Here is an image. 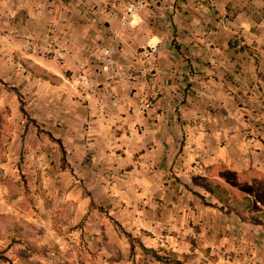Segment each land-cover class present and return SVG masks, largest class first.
Segmentation results:
<instances>
[{"label":"crops","instance_id":"obj_1","mask_svg":"<svg viewBox=\"0 0 264 264\" xmlns=\"http://www.w3.org/2000/svg\"><path fill=\"white\" fill-rule=\"evenodd\" d=\"M129 1L0 0V215L50 235L52 216L69 213L72 234L100 264L130 255L115 223L185 264L202 250L214 264H264V229L208 206L217 201L205 191L213 182L249 198V214L264 213L262 201L233 192L239 178L257 174L264 183V141L243 136L264 124V0H146L123 29ZM28 35L68 39L72 53L59 62L29 55ZM87 45L118 49L125 70L144 68L131 57L138 49L157 48L156 85L110 81L88 64ZM18 60L62 83L32 78ZM18 89L29 96L26 119ZM154 91L152 110L141 114L140 98ZM21 177L32 206L23 192L10 199L7 181L21 186Z\"/></svg>","mask_w":264,"mask_h":264},{"label":"rangeland","instance_id":"obj_2","mask_svg":"<svg viewBox=\"0 0 264 264\" xmlns=\"http://www.w3.org/2000/svg\"><path fill=\"white\" fill-rule=\"evenodd\" d=\"M111 16L114 18L113 15ZM122 16L123 14L120 17V22ZM242 48L243 47L241 46V48L237 50L241 51L243 50ZM21 90L22 89H18V92L22 96V103L26 106V100L28 101L29 96L21 94ZM15 102H18L16 92ZM23 117L26 119L27 116L25 117L23 115ZM245 123L248 126L247 116H245ZM255 128L259 132V135L251 134V130L246 129L243 131V136L246 138V141L252 138H258L261 142H263L264 124L255 125ZM0 148L5 149L4 143L0 145ZM18 165L20 164L18 163ZM251 180L254 187L248 188L247 183H250L248 181ZM234 185L236 186V189L233 192L240 198L244 197L246 194H250L255 201L260 200L264 204V183L263 179L259 175L256 174L250 177L236 179V181H234ZM12 192L13 194L23 192L25 196L30 195V199L32 198L31 194L33 193L27 186L26 181H24L23 185L19 188L13 187ZM35 201L36 200L34 198L31 200L27 198L24 200V205L32 206ZM256 210L262 211L264 210V207H257ZM14 219L18 222L16 217H14ZM42 219L47 223L49 217L44 216ZM51 220L50 235H44L40 230L32 226L35 229L36 234L30 240V243L32 244L31 246L28 243H24V240H20L17 233H11L9 237L7 236L6 238L0 239V264H100L102 258L97 252H93L91 250L89 245L83 240L82 235L79 239H77L75 234H72L73 230L69 224V213H56L52 216ZM192 247L197 249L199 245L194 243L192 244ZM113 251L115 250L112 249V252ZM206 251L207 250H202L200 253H195L192 256L190 255L195 264H214L217 261L215 256H212V253ZM134 254V261L130 255H126V257H124L122 253H120L119 256L115 254L111 258L105 259L107 260V264H133V262L135 264H162L154 260L151 256H142L140 250L137 248L135 249ZM167 257L175 258L170 255H167ZM127 258L129 260H127ZM181 262H183V259H181Z\"/></svg>","mask_w":264,"mask_h":264},{"label":"built area","instance_id":"obj_3","mask_svg":"<svg viewBox=\"0 0 264 264\" xmlns=\"http://www.w3.org/2000/svg\"><path fill=\"white\" fill-rule=\"evenodd\" d=\"M148 7L146 0H130L126 10L123 12L121 19V27L126 29L129 27L130 21L146 10ZM111 20L114 19L111 15L108 17ZM212 34V32H210ZM24 50L29 54L36 57L51 58L55 61H63L67 56L71 55L70 43L66 39L64 44H59L57 40L52 36L37 37V36H25ZM241 46L238 47L240 49ZM118 49L109 47H97L93 45L86 46L87 61L88 64L95 66L99 69L109 72L110 81L118 79L120 82L132 83L135 81H145L149 86H155L157 82V70L155 59L158 55V49L153 47H142L138 49L134 54H131L134 61H141L144 64V68L141 70L134 69V65L130 66L128 70L123 69L117 63L116 56ZM129 55V54H128ZM130 56V55H129ZM124 59V57H122ZM126 60V59H124ZM80 83L83 91L90 92L92 90V83L90 79L82 74L80 76ZM159 93L154 91L153 96H143L139 100V112L146 115L150 112L154 105V99L157 98ZM224 120L227 117L223 118ZM229 147V143L226 144Z\"/></svg>","mask_w":264,"mask_h":264},{"label":"trees","instance_id":"obj_4","mask_svg":"<svg viewBox=\"0 0 264 264\" xmlns=\"http://www.w3.org/2000/svg\"><path fill=\"white\" fill-rule=\"evenodd\" d=\"M176 49L180 51L179 47H176ZM18 62L23 66L26 72H28L33 78L37 80L48 82L54 86L60 85L62 83L61 79L48 74L45 70L33 65L28 61L18 60ZM16 93L21 103V112L26 117V114L23 110V103L21 101L22 96L19 94V92ZM24 181V177H21V182L24 183ZM7 184L9 186L10 199L14 200L18 193L13 194L12 189L13 187L19 188L20 186L12 183L11 181H7ZM205 191L217 201L216 204H208V206L218 208L222 212L226 211L227 214L234 213L241 219L242 222L264 229V213L254 215L249 214L250 210L253 208V203L249 198L245 197L240 200L233 199L231 198L228 190L218 184H214L213 182H209L205 185ZM200 198L204 200L203 197ZM92 207H95L93 203ZM99 211L103 212V210L100 208ZM115 226L118 232L128 241L130 245V257L133 261L135 249L139 248L143 254L151 256L154 260L162 264H185L184 262L178 261L176 258L160 256L157 251L146 248L139 239H135L132 235L126 233L121 228V226L118 225V223H115ZM11 233H17L20 240H24L23 242L30 244V246L32 245L30 240L36 234L35 229L29 223L24 221L17 222L12 216L0 215V239L6 238L7 236L9 237ZM133 264L135 263L133 262Z\"/></svg>","mask_w":264,"mask_h":264}]
</instances>
